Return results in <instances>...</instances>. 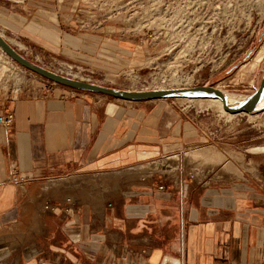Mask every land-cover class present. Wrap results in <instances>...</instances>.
<instances>
[{
    "label": "crops",
    "instance_id": "obj_1",
    "mask_svg": "<svg viewBox=\"0 0 264 264\" xmlns=\"http://www.w3.org/2000/svg\"><path fill=\"white\" fill-rule=\"evenodd\" d=\"M61 2L0 0V28L55 49ZM71 90L0 93V264H264V163L194 165L167 104Z\"/></svg>",
    "mask_w": 264,
    "mask_h": 264
},
{
    "label": "rangeland",
    "instance_id": "obj_2",
    "mask_svg": "<svg viewBox=\"0 0 264 264\" xmlns=\"http://www.w3.org/2000/svg\"><path fill=\"white\" fill-rule=\"evenodd\" d=\"M62 7L71 9L62 13L73 24L60 29L55 49L16 39L2 28L0 35L47 70L120 90L206 85L240 98L254 92L264 67V0H62ZM59 87L0 50V93L11 97ZM160 102L195 126L203 139L199 148L249 167L264 163V112L228 115L212 99L150 104Z\"/></svg>",
    "mask_w": 264,
    "mask_h": 264
},
{
    "label": "water",
    "instance_id": "obj_3",
    "mask_svg": "<svg viewBox=\"0 0 264 264\" xmlns=\"http://www.w3.org/2000/svg\"><path fill=\"white\" fill-rule=\"evenodd\" d=\"M0 50L13 62L43 79L57 85L81 92H89L120 101H150L172 98L212 99L220 103L221 110L228 115H253L264 112V67L256 74V87L248 96L231 99L229 95L212 86H196L191 88L157 89L144 91L120 90L79 81L49 71L23 57L0 35Z\"/></svg>",
    "mask_w": 264,
    "mask_h": 264
},
{
    "label": "bare ground",
    "instance_id": "obj_4",
    "mask_svg": "<svg viewBox=\"0 0 264 264\" xmlns=\"http://www.w3.org/2000/svg\"><path fill=\"white\" fill-rule=\"evenodd\" d=\"M263 47H264V45H263ZM4 56H5V58H9L5 53H4ZM10 59V58H9ZM3 72V71H2ZM2 72H1V74H2ZM71 78V77H70ZM73 79H74V77H72ZM214 88H216V89H219L220 90V87L219 86H216V87H214ZM223 90V89H222ZM77 91V90H76ZM81 92V91H80ZM231 99H234V98H238V97H235V96H232V95H230L229 96ZM214 102H217V103H219V101H217V100H213ZM187 155H188V153H187ZM174 157V156H173ZM185 157V156H184ZM209 158L210 160H212V161H215V162H219V161H221V157L218 155V154H215V153H213V154H209V152H205V151H195V152H192L189 156H188V159L190 160V159H192V161H194V160H202V159H206V158ZM175 160L176 159H166V161L165 162H162L163 164H171V163H175ZM188 160V161H189ZM187 162V161H186ZM194 163V165L196 164L195 163V161L193 162ZM189 164V163H188ZM191 164V163H190ZM198 164V163H197ZM180 167V166H179ZM143 168V167H142ZM164 168V167H163ZM175 168V167H174ZM170 169V168H169ZM137 170V169H136ZM166 170V169H165ZM171 170V169H170ZM179 170V169H178ZM196 170H197V168H196ZM167 171V170H166ZM180 171V170H179ZM172 172V171H171ZM200 172H201V170H200ZM199 172V173H200Z\"/></svg>",
    "mask_w": 264,
    "mask_h": 264
},
{
    "label": "built area",
    "instance_id": "obj_5",
    "mask_svg": "<svg viewBox=\"0 0 264 264\" xmlns=\"http://www.w3.org/2000/svg\"><path fill=\"white\" fill-rule=\"evenodd\" d=\"M54 73L60 74V73H57V72H54ZM61 73H63V72H61ZM60 75H63V74H60ZM51 84H52V86H60V85H57V84L52 83V82H51ZM12 122H13V114L11 112L5 111V112H2L0 114V126L1 127L8 128V127H10L12 125ZM12 181H14L15 183H18L19 182L16 177H13L12 178ZM45 208L47 209L48 208V205Z\"/></svg>",
    "mask_w": 264,
    "mask_h": 264
}]
</instances>
